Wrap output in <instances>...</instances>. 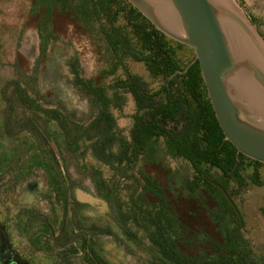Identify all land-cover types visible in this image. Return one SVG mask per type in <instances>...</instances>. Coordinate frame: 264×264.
Wrapping results in <instances>:
<instances>
[{
	"label": "rangeland",
	"instance_id": "374dc122",
	"mask_svg": "<svg viewBox=\"0 0 264 264\" xmlns=\"http://www.w3.org/2000/svg\"><path fill=\"white\" fill-rule=\"evenodd\" d=\"M229 1L264 44V0ZM35 2L0 0V264H174L158 247L167 235L183 237L180 251L193 264H216L215 205L203 190H188L189 167L170 160L161 140L134 167L125 161L135 105L118 81L130 74L148 93L163 84L125 55L123 39L140 51L125 20L52 7L39 61L43 11ZM170 44L185 69L194 53ZM88 89L104 94L111 123ZM258 172L262 185L234 201L244 219L239 251L249 244L264 264V167Z\"/></svg>",
	"mask_w": 264,
	"mask_h": 264
},
{
	"label": "trees",
	"instance_id": "16d2710c",
	"mask_svg": "<svg viewBox=\"0 0 264 264\" xmlns=\"http://www.w3.org/2000/svg\"><path fill=\"white\" fill-rule=\"evenodd\" d=\"M52 7H57L62 13L72 12L79 19L105 16L112 24L119 17L125 20L140 50L133 51L123 39L125 55L142 63L151 77L163 81L154 93L142 90L137 78L130 74H126L124 81H118V85L129 90L135 105L126 163L134 167L149 144L161 140L170 160L181 161L189 167L188 190L192 193L203 190L215 205L208 216L217 226L222 242L213 245L212 261L216 264H257L249 244L245 251H239V244L243 242L244 219L234 198L241 190L262 185L258 170L264 165L239 155L224 140L207 98L198 62L193 59L185 69H181L171 40L156 31L124 0H36L34 11H43L37 28L39 60L44 58L50 40L45 27ZM109 42L116 52L118 42ZM88 92L101 103V117L111 123L104 94L98 89H88ZM145 180L163 206L157 184L148 178ZM182 245L183 237L167 235L161 237L158 247L161 255L174 264H193L191 260L195 258L182 255L179 248Z\"/></svg>",
	"mask_w": 264,
	"mask_h": 264
},
{
	"label": "water",
	"instance_id": "95a60500",
	"mask_svg": "<svg viewBox=\"0 0 264 264\" xmlns=\"http://www.w3.org/2000/svg\"><path fill=\"white\" fill-rule=\"evenodd\" d=\"M192 50L224 140L264 165V44L229 0H124Z\"/></svg>",
	"mask_w": 264,
	"mask_h": 264
},
{
	"label": "flooded vegetation",
	"instance_id": "af4514ba",
	"mask_svg": "<svg viewBox=\"0 0 264 264\" xmlns=\"http://www.w3.org/2000/svg\"><path fill=\"white\" fill-rule=\"evenodd\" d=\"M39 41H40V40H39ZM39 45H40V43H39ZM38 60H39V57H38ZM40 60H41V59H40ZM40 60H39V61H40ZM23 198H24V197H23Z\"/></svg>",
	"mask_w": 264,
	"mask_h": 264
}]
</instances>
